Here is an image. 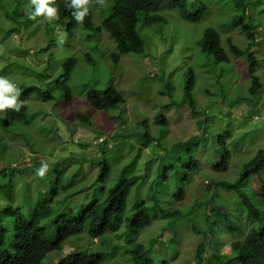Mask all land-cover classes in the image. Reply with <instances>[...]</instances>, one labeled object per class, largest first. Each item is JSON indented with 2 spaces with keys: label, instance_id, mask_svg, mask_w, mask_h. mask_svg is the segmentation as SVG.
I'll use <instances>...</instances> for the list:
<instances>
[{
  "label": "rangeland",
  "instance_id": "rangeland-1",
  "mask_svg": "<svg viewBox=\"0 0 264 264\" xmlns=\"http://www.w3.org/2000/svg\"><path fill=\"white\" fill-rule=\"evenodd\" d=\"M20 1L19 15L14 18L11 16L14 0H0V76L15 84L30 81L29 86L37 88L48 83V80L38 79L37 72L46 73L47 67L50 80H54L64 59L75 56L77 63L69 79L73 93L69 102H61V90L55 91L54 100L47 101L33 91L27 102L37 112L36 116L11 131L0 124V168L10 163L22 169V173L14 176V183L18 180L19 186L26 188L24 193L15 190V205L27 207L48 195L54 197L52 203L58 210L79 207L77 202L66 200V196L77 191L81 184L91 185V193L98 191V183L94 182L98 167L92 165L95 161L91 159L103 150L111 165L108 180L111 184L127 164L126 176L139 175L127 197L126 215L131 214L135 202L143 198L152 217L151 223L137 234L128 231L124 221L117 231L97 238L85 230L72 235L62 248L49 251L44 263H56L61 255L75 250L88 253L102 250L103 261L99 264H134L133 245L149 246L154 239L153 248L146 249L140 264H198L196 255L200 244L203 247L201 264H219L215 260L217 256L232 252V230L227 225L235 222L245 233L255 223L248 216L238 190H244L264 209V172L263 178L251 175L238 190L217 184L234 182L243 165L259 150H264V0H247L246 16L236 19L235 0H188L195 3L194 8L190 6L191 10L203 3L206 5L200 19L190 21L175 10H165L162 14L166 23L143 25L140 22L144 51L121 53L118 61L111 54L117 51L116 42L102 26L99 35V31L77 22L70 36L67 20L48 22L42 16L29 19L35 6L31 5V0ZM90 9L95 24L101 25L103 17L110 13V1L106 0L103 7L93 5ZM229 22L232 23L228 25ZM248 22L255 26L256 45L252 52L257 58L256 75L261 80L259 92L251 98L252 104H257L253 108L258 110L257 114L251 113L248 101L235 105L231 112L227 110L231 97L249 95L251 78L247 58L235 57L226 49L229 60L215 62L197 45L204 30L214 27L221 33L225 47H228V37L245 47L251 40ZM17 26V31L13 30ZM12 61L21 66H16L13 74H1L12 70L13 67L6 65ZM189 68L196 76L193 89L199 110L196 115L184 96ZM167 82L173 86L171 94L162 92ZM109 84L124 96L125 103L108 111L91 107L86 91L92 87L103 90ZM7 113L8 109L0 112V116ZM76 113H89L91 118L85 122ZM158 114L166 117V124L155 123ZM201 120L202 125H198ZM40 125L49 126L50 132ZM146 130L153 138L142 144ZM223 135L230 150L227 170L218 167L223 155L218 139ZM103 139L108 142L106 147L100 143ZM181 141H186V145L173 146ZM187 151L197 160V168H187ZM101 156L103 153L98 159ZM80 162L83 166L80 175L84 172L94 179L86 182L75 175L67 177L70 170H78ZM44 164H47L43 176L47 193L38 194L42 177L37 170ZM50 167L55 170L49 177L46 172ZM184 175L189 178L182 181L184 194L178 198L174 193ZM70 182L78 186L62 189ZM54 186L56 193L52 191ZM82 197L77 194L73 199L81 202ZM11 219L6 216L9 222ZM234 256L228 255V258Z\"/></svg>",
  "mask_w": 264,
  "mask_h": 264
},
{
  "label": "trees",
  "instance_id": "trees-1",
  "mask_svg": "<svg viewBox=\"0 0 264 264\" xmlns=\"http://www.w3.org/2000/svg\"><path fill=\"white\" fill-rule=\"evenodd\" d=\"M110 1V13L103 17L102 24L97 25L93 21L92 9L88 16L85 17L83 25L87 29H93L95 32L99 31L101 26L109 32V35L113 37L116 42L117 51L112 52V58L119 60L121 53L134 52L141 53L144 51V39L139 31L140 22L143 25H152L154 23H166V17L162 14L165 10H175L180 17L190 21H197L200 19L206 9V5L203 3L198 9H190V6L194 8L195 3L188 0H109ZM234 2V0H232ZM68 0H57L56 7L59 12V20L68 21V33L70 36L74 34V29L77 25V21L72 16L73 9L67 6ZM15 8L13 9L12 17L19 15V8L21 6L20 0H14ZM108 6V5H107ZM236 11L234 19L242 18L246 16L247 0H235L233 4ZM233 19V20H234ZM232 23L229 22L228 25ZM249 32L251 40L245 47L238 46L231 37L227 38L228 47H225L221 38V33L217 28L208 27L204 30L203 34L198 38L197 45L200 51L206 53L215 62L225 63L229 60L230 54L228 49L235 57L245 56L248 61V71L250 74L251 82L248 88L249 95L237 94L231 97L227 106L228 112H231L233 107L244 101L250 102L252 106L251 113L257 114L258 110L253 108L257 107V104H252L251 98L253 94H257L261 88V80L256 75V69L258 67L257 58L252 52V48L256 45L254 37L255 26L248 22ZM17 27L13 30L17 31ZM47 32V30H46ZM47 35L48 32H47ZM50 41V39H49ZM51 43H49L50 45ZM88 60L91 61L89 57ZM77 63V57L72 56L63 60L61 64V70L56 79L50 80V73L37 72L38 79L42 81L48 80V83L44 86L30 87L29 83L17 82L16 85L20 89L21 95L19 100L24 104L19 112H15L8 109L7 116H0V124L2 127L8 130H13L15 127L22 125L23 122H30L37 112L33 111L28 104L27 100L33 91L38 94L43 100H54L55 91L61 90L63 100L61 102H69L72 99V88L69 84L70 76ZM9 67H13L11 71H4L1 74L10 75L13 74V70H17L16 66H21L19 62H9L6 64ZM4 69V68H3ZM25 80H29L24 77ZM195 72L192 68H189L185 78L184 84V96L188 102L189 107L194 115L199 113L196 106V100L194 97L193 89L195 86ZM44 87V90L42 88ZM163 94L173 92V86L170 82L165 84ZM86 99L91 107L108 111L115 105L125 103L124 96L117 90V88L109 84L103 90L92 87L86 91ZM57 106L56 103H54ZM256 111V112H255ZM205 112V110L203 111ZM225 112L226 114H231ZM77 117L81 120L88 122L90 120V114L76 113ZM203 120L198 122V125H202ZM156 124H166L167 119L164 115L158 114L155 116ZM41 129L46 132H50L51 128L46 125H40ZM149 131L143 135L141 140L142 144H147L150 139ZM153 138V137H151ZM156 139V137H154ZM226 135H223L221 139H218L219 145L223 150L222 159L218 165L219 168L227 170V164L230 158V150L225 144ZM96 141L95 143H98ZM160 145L161 141H157ZM101 144H108L107 140L103 139ZM186 141L175 143L173 146L181 148L186 145ZM197 148V145H196ZM103 153L100 159L98 157ZM99 152L98 156L95 155L91 161H95L92 165L98 167V173L96 178L89 176L83 172V166L80 162L78 170H70L67 173V177L77 176L82 180L88 182L94 179L98 186L96 193L90 192L91 185L81 184L82 187L71 195L66 196V200L77 202L79 207L69 206L58 210L52 203L54 197L43 196L37 200L34 204L25 207L24 205H15V190L26 191V188L19 186L18 180L14 183V176L17 173H22V169L10 166V163L5 167L0 168V264H46L44 259L46 254L55 249L62 248V245L66 239L72 235H79L84 230L88 235L93 238H97L109 232H115L120 229L121 224L125 221L128 231L135 234L139 232L144 226L151 223L152 217L149 214V208L145 203V199L137 200L133 206L131 214L126 215L127 210V197L133 185L138 182L139 175L126 176L124 172L125 168L120 172L114 182H109L111 175V165L107 161L104 155V151ZM188 163L187 168H197V160L192 155L191 151H187ZM98 159V160H97ZM89 161V160H88ZM185 165V166H186ZM55 167L48 168L46 176H51ZM264 172V150H259L256 155L243 165L242 172L238 179L234 182H218L217 184H226L233 189L240 187V184L247 180L251 175H257L263 178ZM9 175V176H8ZM6 177L5 182L2 184L3 179ZM188 175H184L178 181L179 186L175 190V197L180 198L184 194V187L181 185L183 180H187ZM61 181V178H58ZM73 182L64 184L62 189L66 190L70 187L76 188L78 185H73ZM47 184L43 181V177L39 181V193L45 194ZM53 192H58L54 186ZM242 196L244 206L247 209L248 216L254 220L247 232H243V228L231 222L227 225V228L231 231L232 238L230 243L232 246L231 254L217 256L219 264H264V209L256 205L249 195L244 190H238ZM30 192V190H29ZM82 195L83 200L78 202L73 199L74 195ZM88 196V197H85ZM71 197V198H70ZM6 216H10L11 222L6 220ZM51 219L46 222V220ZM11 223V225H10ZM239 234V236H234ZM155 240L152 239L149 246L142 243H136L131 250V256L135 260L134 264H140L139 260L146 251V249H152ZM203 247L200 244L197 251L198 264L202 263ZM234 257L228 258V255ZM103 261V252L99 250L94 253L82 252L81 250H75L68 254L61 255L56 263L53 264H99ZM163 264H167L164 262Z\"/></svg>",
  "mask_w": 264,
  "mask_h": 264
},
{
  "label": "clouds",
  "instance_id": "clouds-1",
  "mask_svg": "<svg viewBox=\"0 0 264 264\" xmlns=\"http://www.w3.org/2000/svg\"><path fill=\"white\" fill-rule=\"evenodd\" d=\"M56 3L57 0H31V5L35 6V11L29 14V19L35 20L36 17L42 16L48 22L59 20L60 17ZM93 5L103 7L106 5V0H68L67 3V6L73 9L72 16L78 23H83ZM20 95V89L15 83L5 76H0V112L6 109L19 112L24 104L23 101L19 100ZM46 168L47 164L42 165L37 170V174L43 177Z\"/></svg>",
  "mask_w": 264,
  "mask_h": 264
}]
</instances>
